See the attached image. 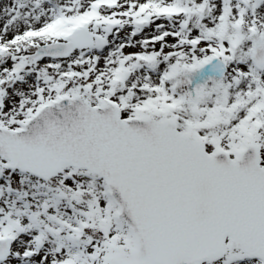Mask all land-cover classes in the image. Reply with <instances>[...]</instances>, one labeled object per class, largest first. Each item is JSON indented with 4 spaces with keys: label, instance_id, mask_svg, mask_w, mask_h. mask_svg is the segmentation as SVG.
<instances>
[{
    "label": "snow or ice",
    "instance_id": "1",
    "mask_svg": "<svg viewBox=\"0 0 264 264\" xmlns=\"http://www.w3.org/2000/svg\"><path fill=\"white\" fill-rule=\"evenodd\" d=\"M0 264H264V0H2Z\"/></svg>",
    "mask_w": 264,
    "mask_h": 264
},
{
    "label": "rangeland",
    "instance_id": "2",
    "mask_svg": "<svg viewBox=\"0 0 264 264\" xmlns=\"http://www.w3.org/2000/svg\"><path fill=\"white\" fill-rule=\"evenodd\" d=\"M0 2H2V0H0Z\"/></svg>",
    "mask_w": 264,
    "mask_h": 264
}]
</instances>
